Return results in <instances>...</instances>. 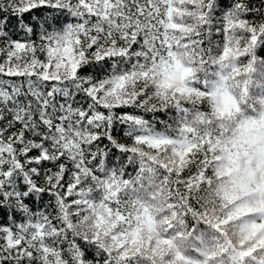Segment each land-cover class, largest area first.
Listing matches in <instances>:
<instances>
[{
  "label": "snow or ice",
  "instance_id": "6c2138e0",
  "mask_svg": "<svg viewBox=\"0 0 264 264\" xmlns=\"http://www.w3.org/2000/svg\"><path fill=\"white\" fill-rule=\"evenodd\" d=\"M0 264H264V0H0Z\"/></svg>",
  "mask_w": 264,
  "mask_h": 264
}]
</instances>
